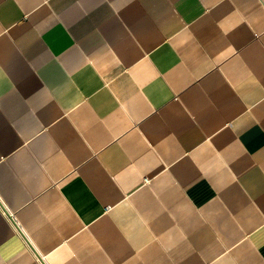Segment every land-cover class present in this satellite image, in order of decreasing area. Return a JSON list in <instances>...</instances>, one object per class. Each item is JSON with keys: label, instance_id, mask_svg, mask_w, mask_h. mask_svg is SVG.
<instances>
[{"label": "crops", "instance_id": "0c3cea01", "mask_svg": "<svg viewBox=\"0 0 264 264\" xmlns=\"http://www.w3.org/2000/svg\"><path fill=\"white\" fill-rule=\"evenodd\" d=\"M264 264V0H0V264Z\"/></svg>", "mask_w": 264, "mask_h": 264}, {"label": "built area", "instance_id": "2783aa9c", "mask_svg": "<svg viewBox=\"0 0 264 264\" xmlns=\"http://www.w3.org/2000/svg\"><path fill=\"white\" fill-rule=\"evenodd\" d=\"M44 264H45V262H44Z\"/></svg>", "mask_w": 264, "mask_h": 264}]
</instances>
